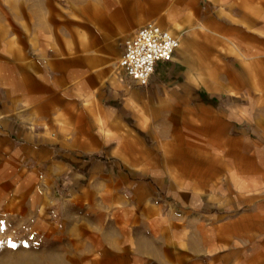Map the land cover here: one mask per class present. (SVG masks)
<instances>
[{
	"label": "crops",
	"instance_id": "obj_1",
	"mask_svg": "<svg viewBox=\"0 0 264 264\" xmlns=\"http://www.w3.org/2000/svg\"><path fill=\"white\" fill-rule=\"evenodd\" d=\"M21 1L0 4V202L30 203L38 264H264V0H80L64 33ZM149 21L180 47L141 86L105 50Z\"/></svg>",
	"mask_w": 264,
	"mask_h": 264
},
{
	"label": "rangeland",
	"instance_id": "obj_2",
	"mask_svg": "<svg viewBox=\"0 0 264 264\" xmlns=\"http://www.w3.org/2000/svg\"><path fill=\"white\" fill-rule=\"evenodd\" d=\"M80 0H35L34 3L39 5V13H47V8L51 16L49 17V28L54 31L63 32L64 30L78 29V22L80 20V11L78 3ZM31 2V1H30ZM21 0H0V4L6 9L9 16L11 13H20L23 9ZM71 21V25L65 26V21ZM69 24V23H68ZM171 32L179 37V33L171 30ZM57 33V32H56ZM119 44L117 39L109 43V47L105 50L109 59L108 67L114 71L115 74L123 75L124 72L117 68V61L119 59ZM182 45V41H181ZM200 49L207 50L206 43L200 44ZM249 49L261 52L264 56V41L257 43H249ZM115 56V57H114ZM259 66L263 67L264 58L256 60ZM163 68V66L161 67ZM264 93V92H263ZM264 109V108H263ZM24 213V216L22 215ZM30 203H26L23 207L21 204L10 203L9 201L0 202V264H33L35 261L38 264L40 261L47 260L48 255L46 251H38L34 249L32 243V217H31Z\"/></svg>",
	"mask_w": 264,
	"mask_h": 264
},
{
	"label": "built area",
	"instance_id": "obj_3",
	"mask_svg": "<svg viewBox=\"0 0 264 264\" xmlns=\"http://www.w3.org/2000/svg\"><path fill=\"white\" fill-rule=\"evenodd\" d=\"M180 39L154 21L138 28L125 41L117 68L141 86L149 84L159 63L171 62Z\"/></svg>",
	"mask_w": 264,
	"mask_h": 264
}]
</instances>
